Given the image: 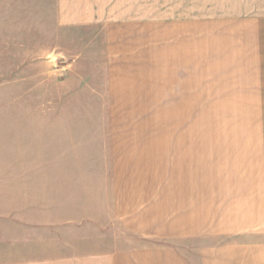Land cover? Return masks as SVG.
<instances>
[{"label":"crops","instance_id":"crops-1","mask_svg":"<svg viewBox=\"0 0 264 264\" xmlns=\"http://www.w3.org/2000/svg\"><path fill=\"white\" fill-rule=\"evenodd\" d=\"M107 5L106 0H56L58 25L102 31L100 39L98 33L89 40L86 58H74L65 74H109V92L116 102L141 103V111L154 106L182 110V101L169 102V91L166 104H158L152 74H201L200 30H194L200 24H165L146 16L144 22H107L106 15L119 10ZM244 27L252 33L245 40L240 34V39L251 42L255 34L259 49L248 74H264V23ZM135 89L140 95L134 98L130 94ZM195 94L185 91L181 97L194 106ZM134 125L140 132L127 129ZM59 126L74 127L65 132L66 138L95 134L98 155L106 152L111 163L16 169L25 180L16 184L14 200L3 193L13 186L0 184V230L5 231L0 232V264H264V162L243 158L241 165L230 162L222 168L212 156L210 165L202 167L201 137L154 135L151 115L136 124L128 118ZM73 149L77 147L69 141L60 151L67 158ZM261 149L255 146L257 154ZM220 235L256 239L198 245L191 251L174 244Z\"/></svg>","mask_w":264,"mask_h":264},{"label":"rangeland","instance_id":"rangeland-1","mask_svg":"<svg viewBox=\"0 0 264 264\" xmlns=\"http://www.w3.org/2000/svg\"><path fill=\"white\" fill-rule=\"evenodd\" d=\"M106 1V9H119L114 15H106L107 22L134 18L144 22L146 16L147 20L165 24L199 23L194 30H200L201 74H152V93L158 104H166L165 94L169 91V102L182 101V110H155L154 106L152 111H141V103L134 106L123 104V100L116 102V96L114 99L109 92V74H82V68L78 69L81 74H65L74 58H86L89 40L98 33L97 38H101L100 28L58 25L56 0H0V184L13 186L3 192L9 194L8 199L16 198V184L25 180V175H17L16 169L109 166L107 153L98 155L100 139L95 134L88 138H79L76 133L65 137V132L74 127L59 125L75 121L130 118L136 124L151 115L154 135L189 133L201 137V156L206 159L203 158L202 167L210 165L212 156L217 158L216 166L222 168L230 162L241 165L243 158L264 162V74H248L249 62L252 64L259 53L255 34L251 42L243 41L252 33L245 25L264 23V0ZM240 34H245L243 40ZM245 49L247 52L242 51ZM137 81L144 83L143 77ZM162 83L171 86L161 87ZM138 90L130 95L139 96ZM191 90L196 93L194 106L181 97ZM128 105L131 109H119ZM177 122L184 124L176 125ZM92 129L95 128H87ZM127 129L135 134L141 130L135 125ZM69 141L77 149L65 158L60 149ZM255 146L262 148L258 154ZM223 173L218 176L224 177ZM0 232L5 231L1 228ZM229 237L178 240L174 244L191 251L198 245L256 239L244 235Z\"/></svg>","mask_w":264,"mask_h":264}]
</instances>
